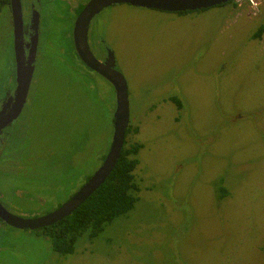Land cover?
<instances>
[{"label":"rangeland","instance_id":"1","mask_svg":"<svg viewBox=\"0 0 264 264\" xmlns=\"http://www.w3.org/2000/svg\"><path fill=\"white\" fill-rule=\"evenodd\" d=\"M21 1L40 9L38 43L25 105L7 127L15 157L0 154V202L34 217L102 163L115 94L73 49L75 10L88 0ZM231 2L185 14L120 3L93 17L90 39H106L127 85L137 132L124 141L141 144L137 200L67 255L40 232L0 222V264H264V33L252 37L264 0ZM14 85L3 5L0 99Z\"/></svg>","mask_w":264,"mask_h":264},{"label":"water","instance_id":"2","mask_svg":"<svg viewBox=\"0 0 264 264\" xmlns=\"http://www.w3.org/2000/svg\"><path fill=\"white\" fill-rule=\"evenodd\" d=\"M234 0H89L74 20L72 29L73 46L79 59L90 69L101 75L113 86L115 111L113 113V133L107 153L96 171L64 203L54 211L38 217H20L6 211L0 204V217L8 224L20 229L34 230L49 226L69 215L86 200L108 177L120 156L125 131L129 124V106L126 81L117 69L112 50L107 47V57L99 61L93 55L88 44V30L92 18L103 8L111 4L127 3L163 11H194L218 6ZM13 20V49L15 56V88L6 99H0V137L2 130L12 124L20 115L25 105L30 83L35 68V56L38 43V16L31 18L33 31L27 55L24 40L21 0H9ZM6 96V95H5Z\"/></svg>","mask_w":264,"mask_h":264},{"label":"trees","instance_id":"3","mask_svg":"<svg viewBox=\"0 0 264 264\" xmlns=\"http://www.w3.org/2000/svg\"><path fill=\"white\" fill-rule=\"evenodd\" d=\"M3 5H9V0H0V10ZM81 9L82 6H79L75 13L78 14ZM187 12L189 11H180L181 14ZM263 33L262 24L252 37L259 39ZM136 130L129 124L125 136L130 131L137 132ZM140 148V143L135 142L126 146L124 141L117 163L105 181L69 215L39 230L50 240L56 253L60 255L73 253L78 237L84 232L95 236L104 229V226L133 208L138 192L134 170L139 163L137 153Z\"/></svg>","mask_w":264,"mask_h":264},{"label":"flooded vegetation","instance_id":"4","mask_svg":"<svg viewBox=\"0 0 264 264\" xmlns=\"http://www.w3.org/2000/svg\"><path fill=\"white\" fill-rule=\"evenodd\" d=\"M89 1V0H88ZM88 1H86V2H83V3H80L81 4V6H82V8L84 7V5L88 2ZM227 3H229V2H227ZM232 2H230V4H231ZM21 5H22V18H23V24H24V26H23V30H24V40H25V44L27 45V47H26V49H25V53H26V55H27V52H28V50H29V42H30V37H31V35H32V33H33V31H32V29H31V27H30V21H31V18L32 17H34L35 15H37L38 17H39V14H40V9H39V7L38 8H36V6L35 5H32L31 6V4L28 6H26L25 7V5L23 4V1H21ZM111 5H113V4H111ZM110 6V5H109ZM108 6V7H109ZM106 8V7H105ZM104 9V8H103ZM102 9V10H103ZM11 10V9H10ZM101 10V11H102ZM198 10H203V9H198ZM198 10H194V11H198ZM81 11V10H80ZM79 11V12H80ZM181 12H183V11H181ZM175 13H178V14H181L180 13V11L179 12H175ZM76 16L78 15V14H75ZM97 15V14H96ZM76 16H75V18H76ZM11 17H12V15H11ZM93 19V18H92ZM12 23H13V20H12ZM72 33V32H71ZM90 36H91V31H90V26H89V30H88V44H89V47H90V49H91V51H92V53H93V55L95 56V58L97 59V60H99V61H104L105 59H106V57H107V47H109L110 49H111V47L109 46V44L106 42V39H103L102 38V36H100V38L99 39H95V40H91L90 39ZM71 37H72V35H71ZM261 38V37H260ZM259 38V39H260ZM73 41V40H72ZM73 49H74V46H73ZM112 50V49H111ZM74 51H75V49H74ZM113 52V51H112ZM75 53H76V51H75ZM76 56H77V54H76ZM78 57V56H77ZM115 57V56H114ZM78 59H79V57H78ZM80 60V59H79ZM80 64L81 65H83V67L85 68V69H87L88 71H90V72H95V71H93L92 69H90L88 66H86L81 60H80ZM96 73V72H95ZM98 74V73H97ZM101 76V75H100ZM105 79V78H104ZM14 88H15V85H14V87H13V89H11V90H8V92H7V94H6V96H5V99L8 97V96H10L11 95V91L12 90H14ZM174 99V97H171V100H173ZM178 106H179V104H177ZM19 117V116H18ZM17 120V119H16ZM11 125V124H10ZM129 125V124H128ZM7 127H9V126H7ZM7 127H5L3 130H2V133H1V137H0V154H2V152L4 153V155L5 156H8V158H12L13 159V157H15V155H11V154H9V151H8V149L6 148V143H7V137L9 136V134H8V130H9V128H7ZM6 158V157H5ZM11 162V161H10ZM6 162H4V161H2V163H1V165H3V164H5ZM1 171H5V170H1ZM76 192V191H75ZM74 192V193H75ZM73 193V194H74ZM72 194V195H73ZM71 195V196H72ZM71 196H69V198L71 197ZM68 198V199H69ZM67 199V200H68ZM66 200V201H67ZM0 204L2 205V203L0 202ZM3 206V208L6 210V211H8L9 213H11V214H14V215H17V216H20V215H18V214H15V213H13V212H11L10 210H8L6 207H4V205H2ZM60 206V205H59ZM58 206V207H59ZM57 207V208H58ZM56 208V209H57ZM55 210V209H54ZM54 210H52V211H54ZM51 211V212H52ZM50 213V212H49ZM47 214V213H46ZM43 215H45V214H43ZM38 216H42V215H34V217H38ZM20 217H22V216H20ZM0 222H3V223H5V224H7V225H9V226H11L10 224H8L3 218H1L0 217ZM11 227H13V226H11ZM44 227V226H43ZM13 228H16V227H13ZM42 227H40V228H38V229H34L33 231H37V232H40L39 230L41 229ZM17 229H20V228H17ZM23 230H29V229H23ZM41 233V232H40Z\"/></svg>","mask_w":264,"mask_h":264}]
</instances>
